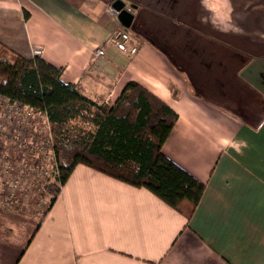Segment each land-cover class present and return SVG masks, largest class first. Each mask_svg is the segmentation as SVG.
<instances>
[{
  "label": "crops",
  "instance_id": "crops-1",
  "mask_svg": "<svg viewBox=\"0 0 264 264\" xmlns=\"http://www.w3.org/2000/svg\"><path fill=\"white\" fill-rule=\"evenodd\" d=\"M113 1L0 0V45L39 47L97 102L135 81L170 106L162 151L204 183L200 200L186 217L78 164L27 240L0 234V264H264V0H122L132 56L107 41L124 27Z\"/></svg>",
  "mask_w": 264,
  "mask_h": 264
},
{
  "label": "trees",
  "instance_id": "trees-1",
  "mask_svg": "<svg viewBox=\"0 0 264 264\" xmlns=\"http://www.w3.org/2000/svg\"><path fill=\"white\" fill-rule=\"evenodd\" d=\"M62 71L61 66L40 56L27 57L0 45V103L17 105L11 114L13 120L27 108L35 111L52 135L58 177H54L56 183L44 188L50 194L45 211L74 167L84 164L132 186L147 188L189 217L204 183L162 151L177 113L135 81L127 82L112 103L97 102L75 84L64 82ZM11 125L10 120H0V150L8 148L1 155L0 198L13 204L19 197L11 185L21 181L15 152L23 136L5 134ZM3 191L9 195L3 196Z\"/></svg>",
  "mask_w": 264,
  "mask_h": 264
},
{
  "label": "rangeland",
  "instance_id": "rangeland-1",
  "mask_svg": "<svg viewBox=\"0 0 264 264\" xmlns=\"http://www.w3.org/2000/svg\"><path fill=\"white\" fill-rule=\"evenodd\" d=\"M6 104L7 102L0 103L1 121L10 120L9 115L13 113L8 110ZM35 121L40 127L33 123L29 124L28 119L24 123H17L22 127L20 128L22 133H25L24 138L27 137L26 144L19 145L15 152L21 181L15 182L11 188L14 189V193L17 190L16 197L18 196L21 200L15 198L16 203H13L17 204L18 208L4 198H0V234L13 236L17 241L27 240L30 231L23 230L21 227L32 228L34 226L33 220L37 219L36 216L41 217L49 204L50 194L44 188L50 183H56L52 167L53 161L49 156L47 145V130L49 129L47 124L45 128L42 127L37 116H35ZM50 136L52 138L51 134ZM7 151L8 148H1L0 164L1 155ZM2 194L8 196L9 192L3 191ZM29 217H31V221H28ZM21 249L16 255V260L21 254Z\"/></svg>",
  "mask_w": 264,
  "mask_h": 264
},
{
  "label": "built area",
  "instance_id": "built-area-1",
  "mask_svg": "<svg viewBox=\"0 0 264 264\" xmlns=\"http://www.w3.org/2000/svg\"><path fill=\"white\" fill-rule=\"evenodd\" d=\"M106 10L110 14H112L113 16H115V17L117 16V10H115L111 6H109ZM107 41H108V43L114 45L119 51L124 52L128 56H132V55L136 54L138 51V47L130 42L131 41V35H130V32L128 31V29L125 27H118V28L114 29L109 34ZM33 51H34V56H41L42 55V50L40 48H34ZM94 54L97 56L103 55L104 54L103 48L102 47H96ZM16 106L17 105H15V104H9L6 107H8L9 111L14 112L16 109ZM35 116H37L35 111H33L29 108L25 109L23 114L18 115V118L16 120H13V118L11 117V114H10L9 117L11 118L10 121H12L13 126L11 125L10 128H6L4 130V133L7 135H10V136L21 135V136H23V138H22V141L19 145L26 144L27 137L24 138L25 133H22V130H20V128H22V127L20 125L17 126L19 128L18 129V128H15L14 125L17 123H24L27 119H28L29 124L33 123V125H35V124L37 125V122L35 121ZM39 120H40V118H39ZM40 122H41V120H40ZM38 127H40V126H38ZM43 128H45V127H43ZM47 131H48V135H47V138H48L47 143L48 144L47 145H48V149L50 152L49 156H50L51 160L53 161V165H52L53 171L56 172L54 177L55 176L58 177L57 166L55 163L54 152H53V150H54L53 140L50 136L49 130H47Z\"/></svg>",
  "mask_w": 264,
  "mask_h": 264
},
{
  "label": "water",
  "instance_id": "water-1",
  "mask_svg": "<svg viewBox=\"0 0 264 264\" xmlns=\"http://www.w3.org/2000/svg\"><path fill=\"white\" fill-rule=\"evenodd\" d=\"M111 7L117 10V19L120 23L128 28L131 25L133 19V12L131 9L134 8L133 5L125 6V3L122 0H114L111 4Z\"/></svg>",
  "mask_w": 264,
  "mask_h": 264
}]
</instances>
